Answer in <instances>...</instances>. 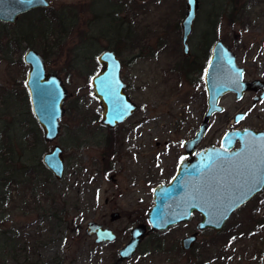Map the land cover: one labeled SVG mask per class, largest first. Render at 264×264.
<instances>
[{
  "label": "rangeland",
  "instance_id": "1",
  "mask_svg": "<svg viewBox=\"0 0 264 264\" xmlns=\"http://www.w3.org/2000/svg\"><path fill=\"white\" fill-rule=\"evenodd\" d=\"M199 1L190 45L204 28V14L211 13L215 38L228 46L238 43L240 55L247 59L243 64L246 77L257 74L260 65L252 60L264 62V0ZM49 2L57 14H75L74 26L66 30L67 36L50 43L52 52L48 50V60L44 59L46 71L62 79L67 93L59 132L50 142L42 139L24 85L28 67L21 55L27 42L18 40L15 46L8 41L15 39L17 30L26 32L28 17H18L0 33V185L5 184L2 177H15L1 190L10 189L0 206V264H264V188L233 210L219 231H198L187 250L180 248L179 240L194 231L200 218L196 214L189 222L148 231L146 211L157 179L145 178L143 166L151 153L162 151V141L187 137L202 114L201 85L193 73L186 76L179 69L182 53L176 39L184 0ZM115 20L119 22L117 32L112 26ZM55 28V23L50 24L47 33ZM34 47L30 48L42 54L41 46ZM105 48L117 54L126 93L136 104L130 118L110 130L100 124V108L88 82L98 69L95 56ZM220 104L224 110L211 119L204 142L218 141L235 124L264 130V101L233 125L232 113L248 107L250 95L238 102L225 94ZM173 122L176 129H170ZM53 144L62 149L64 173L59 180L40 160ZM114 146L119 147L117 153ZM138 146L137 160L125 155L135 149L130 147ZM28 170L35 171L30 176L34 182L43 180V186L51 190L56 198L53 205L41 189L31 190L25 175ZM63 205L58 225L50 229L46 209ZM113 211L120 216L110 221ZM90 220L109 227L115 239L95 244L93 236L84 232ZM137 224H144L147 233L134 254L120 260L117 251ZM204 247L209 249L208 257L216 254L213 260H200Z\"/></svg>",
  "mask_w": 264,
  "mask_h": 264
},
{
  "label": "water",
  "instance_id": "2",
  "mask_svg": "<svg viewBox=\"0 0 264 264\" xmlns=\"http://www.w3.org/2000/svg\"><path fill=\"white\" fill-rule=\"evenodd\" d=\"M184 4L185 16L181 21V29L183 52H186L184 41L190 30V24L195 13L196 0H184ZM39 6H48V1L44 0L43 3L25 6L20 4L18 0H0V21L11 23L18 14ZM33 57L39 62L36 66L31 62ZM21 59L28 66L24 85L27 90L31 112L41 128L42 139L50 142L56 138L59 132V119L64 113L63 105L67 96L66 89L57 75L45 71L43 60L36 51L26 49L22 53ZM96 61L101 64V68L92 74L88 81L91 85L92 96L100 106V123L105 127L111 128L130 115L135 109V104L124 92V83L119 75V62L113 52L103 50L96 56ZM37 72L39 75H37ZM104 83H108L107 88L104 87ZM255 83L256 81L241 80V68L235 65L233 54L223 47L220 42H216L212 49L211 59L207 63L204 72V84L207 92L206 111L198 130L190 139L185 141L186 150H189L191 146L202 139L207 128L209 115L215 111H222L223 107L218 103V99L222 94L232 92L235 94V98L238 99L244 90L256 89L253 86ZM263 96L264 92L259 97ZM115 98H118V102L121 105L128 106L123 118H117L116 113L113 112V100ZM240 117L241 114H237L234 120L236 121ZM236 134L239 135L237 136ZM262 135L264 133L246 129L228 131L221 137V145L223 147H226V141L229 139H237L240 142H258L259 145L256 147L257 155L250 151L253 149L252 146L241 143L233 154L226 153V156L230 157V159L217 160L215 166L211 167V169L207 165L211 163L209 157L214 155L213 150L216 152L224 151L208 147L202 149L193 161L192 159L182 160L178 165L176 174L167 183L157 184L152 188V205L146 212V220L149 225L148 231H161L179 222L189 221L192 212H197L200 218L194 225V231L180 238L179 245L182 250H187L194 244L198 231L207 228L219 231L230 213L237 207L233 208L225 202L224 206L217 211L216 218H213L209 216V212L212 211L209 204L200 201L197 207H187L189 198L201 187L209 189L216 187L225 195L230 196V191L220 189L217 181L223 182L224 177L230 173L227 166L246 165L249 159L259 157L260 154L264 153V140L259 139ZM245 151H248L247 160L240 158V152ZM40 160L55 180L62 178L64 164L60 146L53 144L48 151L41 154ZM192 166L194 171L188 172L187 168ZM254 194L250 195L243 203L248 201ZM225 208H227V211L224 210ZM220 212H224V216H221ZM225 216L226 218H224ZM117 218V212L109 214L110 221H114ZM84 232L88 236H93L95 243L111 242L116 237L111 229L91 220L86 222ZM146 233L147 230L144 224H137L132 227L128 241L117 251L118 258L121 260L131 257L140 239ZM106 234H110V238H106Z\"/></svg>",
  "mask_w": 264,
  "mask_h": 264
},
{
  "label": "flooded vegetation",
  "instance_id": "3",
  "mask_svg": "<svg viewBox=\"0 0 264 264\" xmlns=\"http://www.w3.org/2000/svg\"><path fill=\"white\" fill-rule=\"evenodd\" d=\"M48 1V6L44 7V6H39V7H35L33 9H30L28 11H25L23 13H20L16 16V18L14 19L13 22L11 23H7V22H1L0 21V24H4L6 26H8L9 24L11 25L12 23H14L18 17H25V15H30L32 14V12H37L39 9H42V8H45L47 9V13H46V16L48 18H53V20H55V15L57 14V12L53 11L51 9V4ZM139 1V0H137ZM145 1V0H144ZM141 2V1H140ZM199 8H200V1L199 0H196V9H195V13H194V16H193V19L191 21V24H190V30L185 38V45H186V52H183V41H182V29H181V21L182 19L184 18L185 16V4H184V13L183 15L181 16V19L179 21V35H178V39H176V41L179 40L180 42V46H181V53H182V56L179 58L180 62H181V66H179V69H184V75L188 76L189 73H193V75L195 76V81L197 82V84H200V91H201V95H202V98H203V107H202V114H201V118L200 120L198 119L197 120V124L196 126L188 131L190 132L187 137L185 138H178L176 140H167V141H162V145H163V149L162 151H159V153L157 152L156 154L155 153H151V155L149 156V162H147L144 166H143V172H142V175L145 177L147 175H149L150 177H155L157 179L156 183L152 186V188L157 185V184H161V183H167L175 174H176V171H177V168H178V165L180 164V162L184 159H192V161L194 159H196V157L198 156L199 152L202 150V149H205V148H208V147H213V148H217L218 150H221V151H224L225 152V149L227 150L226 153L228 154H233L241 145V143H245L246 145H250L253 147L252 150H250L251 152H253L254 155H257L258 154V151L256 149V147H258L259 143L258 142H255V141H251V142H240L238 141L237 139H229L226 141V147H223L221 145V137L223 136V134L225 132H228V131H236V130H251V131H254V132H262L264 133V130L263 129H259V128H252L248 125L246 126H238L236 125L235 123H240L244 118H246L250 112L256 107V105H258L259 103L263 102L264 101V96L263 97H259L263 92H264V62L261 61L260 58H258L256 61L255 60H252V62H258V64L260 65L258 68L259 70L257 71V74H255L254 76L252 77H246V71H245V68L243 67V64H245L247 62V59L245 57V54H241L240 55V47L238 46V43L236 44H233V45H226L224 44L221 40H218L215 38V32H214V19L212 17V14L211 13H206L204 14V17L202 18L201 20V23H203L202 27L204 26L203 29H200L198 34H197V41L196 43L193 45V47L190 45V34H191V29H192V26L193 24L198 21L197 19V15H198V11H199ZM112 9V8H111ZM119 9V7H118ZM117 9V11H118ZM64 14L65 12L62 11ZM57 15H60L57 14ZM97 20H98V15H97ZM116 21V20H115ZM114 21V22H115ZM117 22V23H116ZM115 22V25L112 24L113 28H114V31L117 32L119 30V22L116 21ZM52 23H54V21H52ZM1 28V30H3V28ZM18 31V30H17ZM20 31V30H19ZM130 29H129V34H130ZM114 32V33H115ZM0 33H2V31H0ZM47 33V32H46ZM52 34V33H48V36ZM9 41V40H8ZM50 41V40H49ZM216 42H220L221 45H223V47H225L228 51H230L233 56H234V61H235V65L238 67V68H241V80L242 81H256L255 85H253L256 89H250V90H244L241 97L236 99L235 98V94L232 93V92H226L224 94H222L219 99H218V103L220 104V101H221V98L225 95V94H229L231 96L234 97V99L236 101H241L244 96L246 94H249L250 95V104L248 107H245L244 109H240V110H235L233 113H232V116H231V119H232V125L235 124V126H231V127H228L227 130H225V132L222 134V136L220 137V139L218 141H211V140H207V142H204V139L207 135V132L209 131L210 129V121L211 119L216 115V114H220L223 112L224 110V107L222 109V111L220 112H213L209 115V118L207 119V128H206V131L202 137V139L197 142L196 144H194L193 146H191L189 148V150H186V145H185V141H187L188 139H190L194 134L195 132L198 130V127L200 125V123L202 122V119H203V115L206 111V107H207V104H206V97H207V92H206V89H205V84H204V72H205V68H206V65L207 63L210 61L211 59V56H212V49H213V46L215 45ZM234 42V41H233ZM27 44V43H26ZM28 48L26 49H32L34 51H36L40 57L42 58L43 60V64H44V68H45V62H44V57L42 56L41 53H39L37 50L33 49V48H30V47H34V46H26ZM38 47V46H36ZM35 48V47H34ZM25 49V50H26ZM24 50V51H25ZM50 51L52 52V48L50 49L49 47L47 49H45V51ZM103 50H110L113 52V54L115 55V57L117 58L118 62H119V75H120V67H121V63H120V60L119 58L117 57V54L115 53V51L112 49V48H105V49H102L101 51H99L98 53L102 52ZM23 51V52H24ZM98 53L96 54V56L98 55ZM22 56V55H21ZM96 56H95V62L98 66V69L96 70L99 71V69L101 68V64L96 61ZM239 59V60H238ZM22 60V59H21ZM23 62V61H22ZM242 62V63H241ZM24 63V62H23ZM25 64V63H24ZM26 65V64H25ZM174 66V65H173ZM172 66V67H173ZM28 67V66H27ZM175 68L178 69L177 65H175ZM28 70V69H27ZM46 71V69H45ZM47 72V71H46ZM27 73V72H26ZM50 73V72H49ZM53 73V72H51ZM95 73V72H94ZM93 73V74H94ZM228 73V72H227ZM185 76V77H186ZM59 77V76H58ZM60 78V77H59ZM121 78V77H120ZM61 79V78H60ZM122 80V79H121ZM62 81V79H61ZM89 82V81H88ZM124 83V92L126 93V83L123 81ZM62 84H63V81H62ZM64 86V85H63ZM91 86V85H90ZM65 88V87H64ZM126 95L129 97V95L126 93ZM129 99L131 100V98L129 97ZM132 101V100H131ZM133 102V101H132ZM134 103V102H133ZM135 104V103H134ZM99 106V104H98ZM100 108V106H99ZM136 111V104H135V109L134 111L128 115L123 121H121L120 123L126 121L128 118H130V116ZM237 114H241V117H243V119H238V120H234V117L237 115ZM98 118H99V121H100V111H99V114H98ZM177 118V117H176ZM120 123L116 124L115 126L109 128V127H105L104 125H101L104 126L106 129L110 130V129H113L115 128L117 125H119ZM141 123V122H139ZM174 124H177L176 122H173L172 126L170 127V129L174 128L176 129V125ZM41 129V128H40ZM155 145H158V142H155ZM115 149V151L117 150L118 151V148L117 147H112V149ZM135 148V149H134ZM141 148V146H138V147H130L129 149H134L132 152L131 151H127L128 153L125 152V155L127 154H130L133 156V158L135 160H137V158H139V151L138 149ZM115 151L113 153H115ZM116 151V153H117ZM248 151H245V152H240L241 154V157L240 158H243L244 160L246 159L247 160V153ZM105 154V152H104ZM115 155V154H114ZM160 159V160H158ZM247 164V163H246ZM244 166L243 164H241L240 166L239 165H229L227 166V169L232 172L233 168V174H235L237 171H242L244 169ZM106 167V166H105ZM135 170V168L133 167V171ZM188 172L190 171H194V168L193 166L192 167H188L187 168ZM49 172V171H48ZM139 172H141V170H139ZM52 176V175H51ZM187 176V175H185ZM146 178V177H145ZM110 180L112 182H114V176H110ZM152 188L150 190V198H151V205H152V197H151V194H152ZM262 190V189H261ZM258 191L257 193H255L253 196H255L256 194H258L259 192ZM252 196V197H253ZM251 197V198H252ZM247 202V201H246ZM244 204V203H243ZM150 205V206H151ZM150 206L148 208H150ZM240 207V206H239ZM237 207V208H239ZM236 208V209H237ZM113 212H116V211H113ZM147 212V211H146ZM112 213V212H111ZM118 214V218H119V213L117 212ZM196 214L198 215L199 217V214L197 212H192L191 213V219L193 217V215ZM117 218V219H118ZM199 220V218H198ZM198 220L196 222H198ZM189 222V221H188ZM195 222V223H196ZM102 225V224H101ZM104 226V225H102ZM104 227H107V226H104ZM134 227V226H133ZM109 228V227H108ZM132 228V227H131ZM130 228V229H131ZM110 229V228H109ZM129 233H130V230H129ZM116 235V234H115ZM94 238V237H93ZM94 242V241H93ZM95 243V242H94ZM103 244V243H108V242H98V243H95V244Z\"/></svg>",
  "mask_w": 264,
  "mask_h": 264
},
{
  "label": "snow or ice",
  "instance_id": "4",
  "mask_svg": "<svg viewBox=\"0 0 264 264\" xmlns=\"http://www.w3.org/2000/svg\"><path fill=\"white\" fill-rule=\"evenodd\" d=\"M18 2L22 5L29 6L35 3H43L44 0H18ZM31 62L34 66L39 63L35 57L32 58ZM37 75H39L38 72ZM104 87L107 88L108 83H104ZM127 107L126 105H121L118 102V98L113 100V112L116 113L117 118H123V115L126 114ZM240 119H243V117H240ZM236 135L238 136L239 134ZM259 139L264 140V135ZM213 152L214 155L209 157L211 163L207 165L209 169L215 166L217 160L230 159V157L226 156V149L225 152H216L215 150H213ZM217 184L220 189L229 190L231 195H225L216 187L210 189L201 187L189 198L186 206L197 207V204L203 201L212 208V211L209 212V216L213 218H216L217 211L224 206L225 202L230 204L233 208L239 207L250 195L264 188V153L260 154L259 157H252L249 159L243 171L236 172L234 175L230 172L224 177L223 182L217 181ZM224 210L227 211V208ZM220 215L224 216V212H220ZM224 218H226V216ZM106 238H110V234H106Z\"/></svg>",
  "mask_w": 264,
  "mask_h": 264
},
{
  "label": "trees",
  "instance_id": "5",
  "mask_svg": "<svg viewBox=\"0 0 264 264\" xmlns=\"http://www.w3.org/2000/svg\"><path fill=\"white\" fill-rule=\"evenodd\" d=\"M47 9L42 8L39 9L37 12H32V14L30 15H25L27 16V22L29 23V27L26 30V32H19V30L17 31V33L13 34V39L14 40H9V43H12L15 46L17 45V41H25L27 42L28 46H41V52H42V56L44 57V59L48 60L47 51H45V49H47L48 47L51 49L52 48V44L55 41V38L58 40L59 38L62 39L63 37L67 36V29H70L71 27L74 26V21H75V14L73 15L72 13H70L69 15L67 13H63L62 11L60 12V15H55V20H53V18H48L46 16L47 13ZM52 21H54V23L56 24V28L55 29H51L50 32L52 34H50L48 36L47 29L49 27L50 24H52ZM4 24H0V31L1 28L4 27ZM21 29V28H19ZM55 35L54 39L51 41L50 36ZM15 36V37H14ZM49 37V38H48ZM59 39V40H60ZM39 41V43H37V41ZM49 40L51 42H49ZM50 44V45H49ZM48 171V170H47ZM30 170L25 172L26 175V180L27 183L28 181L29 184L32 186L31 190H35V188H39L41 189V193L46 196L49 204L53 205L56 198L52 195L51 190L46 189L43 186V180L40 182H34V177H30L31 175H33L35 173L34 170H32L33 173H29ZM27 173H29V175H27ZM47 177V176H46ZM12 179L8 178V177H2L1 180L5 182V184H1L0 185V206L2 204V202L5 200L6 198L5 196L7 195V193L10 192V189H4L2 192V185H7V182L10 181H14L15 177L11 176ZM26 182V181H25ZM74 182L71 183V188L73 187ZM56 190V189H55ZM58 192V190H56V193ZM54 201V202H53ZM64 209V205L61 207L56 206L55 208H53L52 206L46 209L47 214V219H48V223H49V228L51 229V227L56 228V226L58 225V222L60 221V215L62 214V210ZM228 240V239H227ZM228 242H230L228 240ZM227 243V242H226ZM207 246V245H206ZM205 246V247H206ZM201 248L200 253L205 255V256H200V260L201 261H206L208 259L213 260V258L215 257L216 254L212 256L208 257V251L209 249L207 248ZM222 257V256H221Z\"/></svg>",
  "mask_w": 264,
  "mask_h": 264
}]
</instances>
